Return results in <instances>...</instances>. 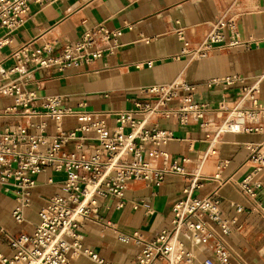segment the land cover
<instances>
[{"label": "crops", "instance_id": "crops-1", "mask_svg": "<svg viewBox=\"0 0 264 264\" xmlns=\"http://www.w3.org/2000/svg\"><path fill=\"white\" fill-rule=\"evenodd\" d=\"M29 10L24 24L7 34L0 28V69L7 71L19 61L22 47L36 49L50 47L53 54L64 44L72 43L86 29L103 24L109 29H121L120 46L89 65L59 71L56 67L36 69L23 78L24 88L37 98L60 95L63 103L73 108L82 103L86 110L96 111L112 127L113 111L129 110L134 102L143 100L140 89L181 79L196 84L193 101L207 105L206 127L198 124L180 125L172 113L152 122L171 132L165 146L167 161L188 156L189 170H197L203 179L194 195L216 192L222 214L234 218L236 224L225 239V245L234 257L244 264H264V214L255 209L264 202V167L256 176L262 183L254 199L238 190V183L250 172L245 145L264 139L261 134L216 133L217 126L226 119L243 86L257 83L258 104L264 105V0H28ZM233 18L240 44L228 49L214 48L206 57H191L220 18ZM181 29L183 41L177 34ZM226 37L229 32L224 30ZM187 43V54L182 53ZM100 45H102L100 43ZM150 61L151 65H147ZM29 66V65H28ZM237 75L243 80L231 86L206 87L212 78ZM13 104V97L0 94V111ZM179 100L170 102V107ZM35 118H0L2 125H26ZM75 118L63 117V129L71 128ZM48 131L53 122H47ZM213 150V152H212ZM199 157L202 159L199 161ZM154 167H160L162 158L149 156ZM224 163L222 168L219 165ZM218 174V178L214 175ZM26 220L17 224L11 216L15 195L10 188H0V252L10 254L8 239L21 232H30L37 220L36 210L54 193H63L62 172L47 170L37 177ZM52 178L53 183H47ZM187 179L175 174L165 176L159 187L146 181L129 184L125 191L126 204L116 209L113 198L99 205L101 221H86L79 229L84 246L111 264H132L139 252L135 244H124L119 234L139 233L151 239L171 225V206L182 196ZM142 205L133 209L131 203ZM236 206L243 207L242 212ZM109 224V225H108ZM197 259L211 253L210 242L204 248L183 238ZM68 264H93L84 255L68 253Z\"/></svg>", "mask_w": 264, "mask_h": 264}, {"label": "built area", "instance_id": "built-area-1", "mask_svg": "<svg viewBox=\"0 0 264 264\" xmlns=\"http://www.w3.org/2000/svg\"><path fill=\"white\" fill-rule=\"evenodd\" d=\"M28 10V0H0V28L9 34L21 27ZM224 30L229 32L228 37ZM176 32L183 41L181 29ZM120 35L121 29H109L100 24L84 30L78 39L64 44L55 54L50 47H22L18 63L7 71L0 69V94L13 97V104L0 111V118L14 115L37 119L26 125L0 124V188H10L15 195L11 210L14 222H25V212L31 205L39 174L47 170L64 174L63 193L50 195L36 210L37 220L30 232H21L8 239L11 252L9 255L0 252V264H68V253L87 256L93 264H111L84 246L79 229L86 221H101L99 205L102 200L113 198L115 208L121 209L126 204L125 191L129 184L142 180L159 187L168 174L182 176L188 181L182 196L171 206L170 227L151 239H144L137 232L121 233L117 237L124 244L139 247L132 264H194L197 256L185 245L184 237L202 248L211 243L210 255L200 264H244L224 242L236 220L222 214L216 192L203 196L193 194L203 176L187 168L188 156L166 160L165 146L172 134L152 122L172 113L180 125L195 123L206 127L205 117L210 109L193 101L196 84L175 79L141 88L144 98L134 102L132 109L111 112L112 127L98 112L86 110L82 103L71 108L63 103L60 95L37 98L24 88L23 78L33 70L56 67L64 71L89 65L113 53L120 46ZM8 40L5 36L0 44ZM183 43L182 53L187 54V43ZM238 44L235 20L220 17L200 45L188 54L194 58L206 57L214 48L228 49ZM242 80L230 75L209 79L204 85L231 86ZM175 99L179 104L172 108L169 104ZM226 111V119L217 126L212 140L219 133L264 136V105L258 104L257 83L243 86L237 104ZM68 115L75 118V124L63 129L61 120ZM48 120L53 122L50 131L47 130ZM245 147L251 170L237 188L245 197L254 199L263 186L256 176L264 167V139ZM149 156L162 158V165L154 167ZM201 159L199 157V161ZM223 166L221 163L219 168ZM214 178H218V174ZM46 181L53 183L52 178ZM141 205L131 203L133 209ZM255 209L264 214V202L258 201ZM243 210L236 206L237 212Z\"/></svg>", "mask_w": 264, "mask_h": 264}, {"label": "rangeland", "instance_id": "rangeland-1", "mask_svg": "<svg viewBox=\"0 0 264 264\" xmlns=\"http://www.w3.org/2000/svg\"><path fill=\"white\" fill-rule=\"evenodd\" d=\"M25 221H27V220H25Z\"/></svg>", "mask_w": 264, "mask_h": 264}]
</instances>
